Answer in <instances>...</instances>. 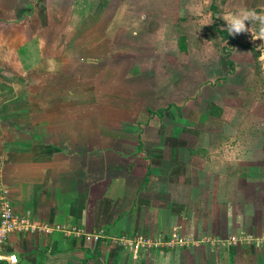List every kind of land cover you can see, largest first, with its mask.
<instances>
[{
  "label": "crops",
  "instance_id": "crops-1",
  "mask_svg": "<svg viewBox=\"0 0 264 264\" xmlns=\"http://www.w3.org/2000/svg\"><path fill=\"white\" fill-rule=\"evenodd\" d=\"M86 2L0 0V174L13 205L105 234L11 233L15 264H264L254 244L110 239L264 232V139H242L248 129L226 111H180V84L167 104L155 99L150 64L163 50L144 59L124 35L106 59L95 54L106 45L96 26H78Z\"/></svg>",
  "mask_w": 264,
  "mask_h": 264
},
{
  "label": "rangeland",
  "instance_id": "rangeland-1",
  "mask_svg": "<svg viewBox=\"0 0 264 264\" xmlns=\"http://www.w3.org/2000/svg\"><path fill=\"white\" fill-rule=\"evenodd\" d=\"M86 1L83 9L89 19L78 26L81 30L96 26L97 38L104 36L106 45L101 53L95 54L106 59L110 52L106 50L108 45L120 44V39L125 44L124 35L132 37L138 56L144 59L153 55L154 48L163 50L162 58L154 57L150 64L158 75L151 85L157 92L155 99H163L167 104L169 90L180 84V111H226V120L234 117L232 124H239L250 132L241 135L242 139L251 138V133L264 139V47H259L264 42L253 40L251 34H258L261 25L258 21L251 25L246 22L251 32L235 37L225 38L219 32V29L226 30L223 17L227 13L251 9L262 14L264 0ZM180 35H185L187 40L185 60L179 49ZM73 40L80 43L84 38L74 37ZM117 56L124 54L117 53ZM163 93H166L164 98ZM236 112L238 114L233 116ZM214 119L215 123L221 122L217 117ZM224 135L233 138L237 134ZM0 177L6 182L2 173ZM78 238L85 239L84 242L87 239Z\"/></svg>",
  "mask_w": 264,
  "mask_h": 264
},
{
  "label": "built area",
  "instance_id": "built-area-1",
  "mask_svg": "<svg viewBox=\"0 0 264 264\" xmlns=\"http://www.w3.org/2000/svg\"><path fill=\"white\" fill-rule=\"evenodd\" d=\"M55 231L61 232L65 236H73L75 238H78L79 236H84L87 239L105 237V234L101 230L90 232L80 226L52 224L48 221L33 217L30 212H18L10 199L9 188L0 177V260L5 259L12 264L18 262L17 254L7 250V238L11 233L49 234ZM110 239L118 241L125 246L134 244L137 249L139 246L149 248L151 246H159L163 244L170 246H188L190 244L208 243L217 246L224 242L232 244H254L256 246L264 247V232L259 235L248 233L233 234L228 239L212 235H204L197 239L174 236L165 241L152 240L143 237L130 238L126 236L116 238L111 237Z\"/></svg>",
  "mask_w": 264,
  "mask_h": 264
},
{
  "label": "clouds",
  "instance_id": "clouds-1",
  "mask_svg": "<svg viewBox=\"0 0 264 264\" xmlns=\"http://www.w3.org/2000/svg\"><path fill=\"white\" fill-rule=\"evenodd\" d=\"M225 29L229 36H237L250 31V28L246 25V22H249L250 25L253 22L258 21L261 25L260 31L258 34H252L253 40H261L264 42V13L258 14L255 10L251 9H240L236 12H229L224 17ZM259 47H264L262 43Z\"/></svg>",
  "mask_w": 264,
  "mask_h": 264
},
{
  "label": "trees",
  "instance_id": "trees-1",
  "mask_svg": "<svg viewBox=\"0 0 264 264\" xmlns=\"http://www.w3.org/2000/svg\"><path fill=\"white\" fill-rule=\"evenodd\" d=\"M212 7L215 8V5H212ZM219 32H220V34H223V37H225V38L230 37L226 30L219 29ZM179 49H180L181 53L184 55L183 60H185V58H187V56H188V47H187V40H186L185 35H180V37H179ZM258 54H259V52H258ZM255 55H256V53H255Z\"/></svg>",
  "mask_w": 264,
  "mask_h": 264
}]
</instances>
